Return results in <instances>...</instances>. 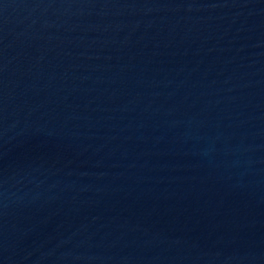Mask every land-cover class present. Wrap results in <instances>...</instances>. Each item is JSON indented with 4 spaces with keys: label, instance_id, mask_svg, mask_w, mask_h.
Here are the masks:
<instances>
[{
    "label": "water",
    "instance_id": "1",
    "mask_svg": "<svg viewBox=\"0 0 264 264\" xmlns=\"http://www.w3.org/2000/svg\"><path fill=\"white\" fill-rule=\"evenodd\" d=\"M0 264H264V0H0Z\"/></svg>",
    "mask_w": 264,
    "mask_h": 264
}]
</instances>
